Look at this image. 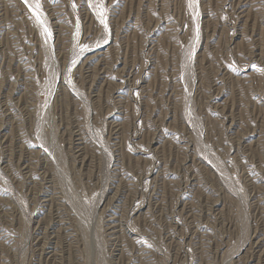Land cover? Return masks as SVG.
<instances>
[{
    "label": "rangeland",
    "instance_id": "1",
    "mask_svg": "<svg viewBox=\"0 0 264 264\" xmlns=\"http://www.w3.org/2000/svg\"><path fill=\"white\" fill-rule=\"evenodd\" d=\"M36 3L0 0V264H264V0Z\"/></svg>",
    "mask_w": 264,
    "mask_h": 264
},
{
    "label": "snow or ice",
    "instance_id": "2",
    "mask_svg": "<svg viewBox=\"0 0 264 264\" xmlns=\"http://www.w3.org/2000/svg\"><path fill=\"white\" fill-rule=\"evenodd\" d=\"M54 2H58V0H54ZM72 6H73V8L76 7V5H75L74 3H73ZM35 7H36L37 9H40V8H41V4L39 3V0H37V3H36V5H35ZM95 7H98V8H99L98 16H99L100 22L104 25L105 29L107 30L108 25H107V23H106V18H105V16H104V11H105V9H104V7H103V4H100V5L95 6ZM38 19H39V17H38ZM40 23H41V24H45V21H44V20H40ZM44 32H45V35H47L48 37H51L52 34H51L50 29H48L47 27H45V28H44ZM79 35H80L79 30H77V32L74 34L73 39H74V40H77L78 37H79ZM74 46H75V45H74ZM84 47H87V46H84ZM80 50L83 51L84 48H81ZM73 63H76V61H73ZM252 67L255 68V67H257V66L253 65Z\"/></svg>",
    "mask_w": 264,
    "mask_h": 264
},
{
    "label": "bare ground",
    "instance_id": "3",
    "mask_svg": "<svg viewBox=\"0 0 264 264\" xmlns=\"http://www.w3.org/2000/svg\"><path fill=\"white\" fill-rule=\"evenodd\" d=\"M111 216V215H110ZM118 218V217H117ZM57 224V223H56ZM55 253V252H54Z\"/></svg>",
    "mask_w": 264,
    "mask_h": 264
}]
</instances>
